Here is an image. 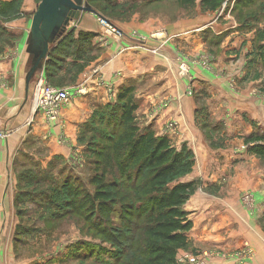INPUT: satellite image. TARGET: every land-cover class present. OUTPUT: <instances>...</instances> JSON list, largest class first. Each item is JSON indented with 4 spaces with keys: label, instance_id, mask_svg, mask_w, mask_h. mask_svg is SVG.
Instances as JSON below:
<instances>
[{
    "label": "rangeland",
    "instance_id": "1",
    "mask_svg": "<svg viewBox=\"0 0 264 264\" xmlns=\"http://www.w3.org/2000/svg\"><path fill=\"white\" fill-rule=\"evenodd\" d=\"M9 1H14L13 10L3 17L0 15V64L3 66L0 72V104L7 100H11L10 104L21 101V82L15 80L17 57L24 44V33L30 26L31 17L40 0H0V5ZM85 1L90 3L97 14L83 13L96 18L103 17L108 22L110 20L120 32L118 34L109 30L110 34L115 38L130 37V48L146 49L145 40L148 38L153 40L150 50L154 55L166 53V50L169 53L200 50L209 52L215 49L241 48L245 66L231 84L235 88L252 90L253 94L262 96L264 102V67L263 61L257 57V47L264 46V0H245L247 4L241 7H235L238 0H226L214 11L204 9L201 0H194L188 5H181L176 0ZM245 19H248L247 24H244ZM96 20L99 23L98 18ZM77 31L76 24L73 32L77 34ZM103 32L107 33L104 27ZM94 34H91V39ZM91 39L84 54L87 58L75 59L74 54L71 55L76 61L82 60L84 67L87 65L84 61L93 62L101 51L97 45L93 46L96 48L93 51ZM212 58L210 53L200 56L180 54L176 58L177 72L174 73L177 80H187L184 96L189 98L186 114L188 119H192V125L188 122L187 129L192 134L190 137L195 138L196 145L199 141L204 143L207 149L199 151L190 142L180 145L190 149L194 159L192 172L182 180H195L199 184L184 204L194 228L188 233V246L179 255H201L206 250H212V254L216 255L210 259L211 264L215 260L243 258L246 246L254 252L251 257L254 256L253 246L244 238L247 230L244 232L241 229V222L253 217L254 201L257 198L253 190L264 187L261 182L264 179V157L249 150V147L264 144V112L262 114L258 106L254 105L253 114L246 117L241 112L242 105L234 99L227 101L228 103L223 102V105L207 101V95L200 89L190 71L193 66L200 64L208 66V61ZM185 64L187 70L182 73L181 67ZM75 75L77 74L70 73L66 78L58 76L62 79V87L57 86L58 88H71L67 103L59 106L60 111L78 94L77 88L85 89L83 86L75 87L74 83L78 81ZM130 86L135 91L134 98L138 103L136 87H126ZM17 90L19 95L15 94ZM111 101L115 104L117 95ZM168 102L163 94L158 93V109H166ZM30 104L32 109V102ZM104 105L107 104L101 100L93 103L89 116L83 118L74 131V143L67 145L68 156L49 163L26 158L24 165L18 162V168L14 166L15 175L17 170L32 171L36 179L33 185L25 188L35 191L30 196L22 195L24 201L20 198L22 202H19L18 207L23 208V213L22 216L14 213V217L19 222L22 220L20 223L23 226L5 230L0 244V264L111 263L108 252L116 251L117 247L113 248L108 242L87 231L92 224L96 225L95 220L79 218L74 212L65 213L69 207L65 206L67 198L62 189L65 180L74 178L82 183L81 190L93 191L94 187L89 179L94 173L97 153L104 145H108L103 135L112 131L111 125L116 122L117 116L116 112L111 113ZM106 121H110L109 125ZM172 122L175 124L171 128L169 124ZM62 123L65 133L67 123L64 120ZM178 124L175 118L167 117L163 129L169 131ZM227 156H232L231 159L237 156L239 159L232 163ZM25 183V179L20 181L22 186ZM14 198L15 193L13 200ZM256 219L264 226V215ZM113 221L117 223L118 218L115 217ZM19 231L23 234H18Z\"/></svg>",
    "mask_w": 264,
    "mask_h": 264
},
{
    "label": "crops",
    "instance_id": "2",
    "mask_svg": "<svg viewBox=\"0 0 264 264\" xmlns=\"http://www.w3.org/2000/svg\"><path fill=\"white\" fill-rule=\"evenodd\" d=\"M96 19L95 16L82 12L78 23H74L75 26L77 24V32L95 33L93 39L90 38L93 42L91 47L97 45L96 47L101 51L93 62L84 61L87 63L85 67L82 60L74 62L73 59H65V64L73 68L69 70L72 74H76L75 67L83 64L82 71L75 77L78 81L74 84L75 87L83 86L85 89L72 97L63 111H60L59 117L52 122L47 121L39 112L35 115L30 106L31 86L36 83V78L39 76L44 79V71L36 74L35 80L30 83L25 93L23 76L28 66L25 46L29 27L24 33V44L17 57L15 76V80L21 82L22 86L21 101L10 104L11 100H7L0 104V125L10 130L7 138L0 139V244L5 230L14 228L18 223V219L14 217L16 212L13 200L14 193L17 192L14 170V166L18 168L16 163L21 162L20 164L24 165L26 158L49 163L54 159L61 160L68 156L67 145L74 143V131L77 130L82 119L89 116L93 103L101 100L104 104H112L111 99L115 95L118 96L119 91L128 85H134L137 90L138 109L135 115L141 128L150 127L156 136H168L172 146L180 147L181 143L190 142L199 151L205 149L206 146L201 141L196 145L195 138H191L192 134L187 130L188 122L192 125L190 121L192 119H188L186 114L189 106V98L184 96L187 80L183 78L177 80L174 74L177 72L176 58L180 54L200 56L203 53H210L213 56L212 60L208 61V66L200 64L193 66L190 71L200 89H203L207 95V101L216 103L215 105L217 103L223 105V102L228 103L227 101L234 99L242 105L241 112L246 117L253 114L254 105L258 106L262 114L264 112L262 96L258 97L252 93V90L235 88L231 84L245 66L246 61L244 55L240 53L241 48L215 49L209 52L200 50L169 53L166 50V53L154 55L150 50L153 46L151 38L145 40L146 49L130 48L128 47L131 44L130 37L115 38L106 28L107 33H104L103 27L101 28ZM95 49L93 48V51ZM53 51L54 48L51 52ZM2 67L0 64V72ZM66 70L61 73L66 74L68 72ZM158 93L168 99L169 106L166 109H158L156 106ZM15 94L19 95V91L17 90ZM167 117L175 118L179 122L178 126L165 131L163 128ZM62 120L67 123L65 133ZM227 157L232 163L239 159L237 156L233 159L232 156ZM244 159L247 157L244 156ZM261 182L264 186L263 178ZM253 192L257 197L254 201L253 217L247 218L245 222L242 221L241 229L243 228L244 232L247 230L244 238L253 246L254 256L246 259L245 262H240L238 259H221L213 261L212 264H264V226L256 219L264 215V187H257ZM205 194L210 195V193ZM183 208L186 210L185 205ZM189 219L193 224L192 218ZM193 228L194 224L191 230Z\"/></svg>",
    "mask_w": 264,
    "mask_h": 264
},
{
    "label": "trees",
    "instance_id": "3",
    "mask_svg": "<svg viewBox=\"0 0 264 264\" xmlns=\"http://www.w3.org/2000/svg\"><path fill=\"white\" fill-rule=\"evenodd\" d=\"M176 1L188 5L194 0ZM224 1L201 0V3L204 9L214 11ZM13 3L0 5L2 17L13 10ZM236 3L235 7L247 4L245 0ZM73 29L56 43L44 63V79L50 85L60 86V77L70 75L69 70L73 68L65 64V59H73L72 54L75 59L87 58L84 54L92 35L82 31L75 34ZM257 51L264 67V46L257 47ZM75 69L79 74L83 64ZM64 70L68 72L62 74ZM134 97L133 88L124 87L115 104L104 105L117 116L111 125L112 131L103 135L108 145L97 153L94 173L89 179L94 189L81 190L80 180H65L62 189L67 198L65 206L69 207L65 213L74 212L79 218L95 220L96 225L86 227L87 231L113 248L117 247L116 251L108 252L112 260L109 264H178L177 256L188 246V233L193 226L183 206L199 184L195 180H182L193 170V154L185 145L172 146L168 136H156L150 127L141 128L136 121L138 106ZM106 122L109 125L110 121ZM249 150L264 157V144L249 147ZM16 173L15 212L22 216L23 208L18 204L25 200L22 195L34 193L35 190L25 187L33 185L36 178L31 170H17ZM24 179L26 183L22 186L20 181ZM115 217L117 223L113 221ZM20 222L15 229L23 226ZM18 234L23 233L19 231Z\"/></svg>",
    "mask_w": 264,
    "mask_h": 264
},
{
    "label": "water",
    "instance_id": "4",
    "mask_svg": "<svg viewBox=\"0 0 264 264\" xmlns=\"http://www.w3.org/2000/svg\"><path fill=\"white\" fill-rule=\"evenodd\" d=\"M82 12L96 13L85 0H40L31 17L25 50L27 68L23 76L27 93L37 73H42L44 63L55 44L71 30ZM97 14V13H96Z\"/></svg>",
    "mask_w": 264,
    "mask_h": 264
},
{
    "label": "built area",
    "instance_id": "5",
    "mask_svg": "<svg viewBox=\"0 0 264 264\" xmlns=\"http://www.w3.org/2000/svg\"><path fill=\"white\" fill-rule=\"evenodd\" d=\"M98 21L101 26L106 28L108 31L118 32V29L115 28L114 25H112L110 22L105 20L103 17H97ZM75 24L72 23L71 27H74ZM187 70L186 64L181 67V72L185 73ZM36 83L33 85V89L31 90V102L33 105L32 110L34 111V114L37 112L41 113L43 117L47 121H54L59 116V106L62 104L67 103L69 99V89L71 88H58L57 86L50 85L46 82L45 79H43L41 76L36 78ZM77 93H82V88H77ZM175 124V122H172L169 124V127L172 128V126ZM10 134V130L5 129L3 126L0 125V139H5ZM253 251L246 246L243 254V258L236 257L235 260L238 259L241 261L245 260V258L251 257L253 255ZM216 254H212V250H206L201 255H188L184 254L183 256H180L178 254L177 256V263L178 264H211V260L213 256ZM225 256V254H222Z\"/></svg>",
    "mask_w": 264,
    "mask_h": 264
}]
</instances>
